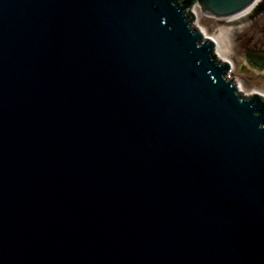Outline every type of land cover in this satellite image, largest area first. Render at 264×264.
Listing matches in <instances>:
<instances>
[{
  "label": "water",
  "instance_id": "95a60500",
  "mask_svg": "<svg viewBox=\"0 0 264 264\" xmlns=\"http://www.w3.org/2000/svg\"><path fill=\"white\" fill-rule=\"evenodd\" d=\"M254 1L0 0V264H264V79L193 27Z\"/></svg>",
  "mask_w": 264,
  "mask_h": 264
},
{
  "label": "rangeland",
  "instance_id": "374dc122",
  "mask_svg": "<svg viewBox=\"0 0 264 264\" xmlns=\"http://www.w3.org/2000/svg\"><path fill=\"white\" fill-rule=\"evenodd\" d=\"M197 19L199 26L209 36L220 39L221 48L227 51L228 60L235 66L231 77L241 84L245 92L264 79V69H252L247 63L246 55L248 49L259 47L264 50V45L260 42L264 35V15L253 17L250 22L245 18L218 19L204 14H197Z\"/></svg>",
  "mask_w": 264,
  "mask_h": 264
},
{
  "label": "bare ground",
  "instance_id": "6f19581e",
  "mask_svg": "<svg viewBox=\"0 0 264 264\" xmlns=\"http://www.w3.org/2000/svg\"><path fill=\"white\" fill-rule=\"evenodd\" d=\"M202 30L204 31V37L206 38L207 37L206 36L207 33H206V31H205L204 28H202ZM214 40L216 42V46H217L216 51H217V54H218L219 58H224L225 60H227L229 62V66L230 67L235 68L234 67V64L232 63V61L228 60L229 58H228V56L226 54L227 51L225 49H223V47L221 48V46H220V44H221L220 43V39L218 37H214ZM238 87H239V91L242 92V87L241 86H238Z\"/></svg>",
  "mask_w": 264,
  "mask_h": 264
},
{
  "label": "flooded vegetation",
  "instance_id": "af4514ba",
  "mask_svg": "<svg viewBox=\"0 0 264 264\" xmlns=\"http://www.w3.org/2000/svg\"><path fill=\"white\" fill-rule=\"evenodd\" d=\"M256 7H257V8L255 9V11H257V13H261V14H263V13H264V0H261V1L257 4ZM250 21H251V20H250ZM250 21H249V22H250ZM262 34H264V33L262 32ZM262 37H264V35H263ZM260 42L264 45V38H262ZM257 49L260 50L259 47H258Z\"/></svg>",
  "mask_w": 264,
  "mask_h": 264
}]
</instances>
